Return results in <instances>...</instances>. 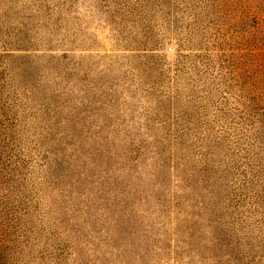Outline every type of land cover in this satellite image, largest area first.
Here are the masks:
<instances>
[{
	"label": "rangeland",
	"instance_id": "374dc122",
	"mask_svg": "<svg viewBox=\"0 0 264 264\" xmlns=\"http://www.w3.org/2000/svg\"><path fill=\"white\" fill-rule=\"evenodd\" d=\"M0 264H264V0H0Z\"/></svg>",
	"mask_w": 264,
	"mask_h": 264
}]
</instances>
